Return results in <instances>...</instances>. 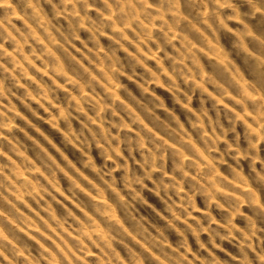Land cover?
<instances>
[{"label":"clouds","instance_id":"clouds-1","mask_svg":"<svg viewBox=\"0 0 264 264\" xmlns=\"http://www.w3.org/2000/svg\"><path fill=\"white\" fill-rule=\"evenodd\" d=\"M0 264H264V0H0Z\"/></svg>","mask_w":264,"mask_h":264},{"label":"rangeland","instance_id":"rangeland-1","mask_svg":"<svg viewBox=\"0 0 264 264\" xmlns=\"http://www.w3.org/2000/svg\"><path fill=\"white\" fill-rule=\"evenodd\" d=\"M37 38L39 39V37L37 36ZM225 39H227V37H225ZM40 44L41 46H47L46 42L43 41L42 39L40 40ZM126 52H128L129 55H134L135 53L130 50V49H125ZM48 53L50 55H53V56H56V53L55 51L53 50L52 47L48 46ZM140 54L142 56L145 57V59L147 60V64L144 63L143 60L140 61L141 65L147 69L148 71H152V69L149 67V65H152V64H155L157 62V57L160 55L158 53H153L152 56H148L146 52H144L142 49L140 50ZM9 55H13L12 53H9ZM205 55L207 56V58L209 60H216L218 61L219 63L223 64V65H227L228 63V60L226 57L223 56V53H222V50L218 51L217 53V56H212L211 54L209 53H205ZM28 59V62L29 64H31V66L37 71L39 72L41 75L45 76V78H49V74L47 72H45L43 69H41L39 67L38 64H36L35 62H33L31 60V58H27ZM57 59H59V57H57ZM23 66V65H21ZM161 67H163V62H161ZM200 67L202 68V70L204 71L205 73V76H207V68L206 66L203 64V63H200ZM25 75L27 76L28 80L32 81L34 84H38V80L35 76H33L31 74V72L28 71V69L25 67ZM56 71L58 73H62L63 72V64H61L57 69ZM166 71V74H167V70ZM153 76L155 77V80H154V85L161 88L162 90L164 91H167V92H171L170 89H167L165 88L164 86V83H163V78L158 76L155 72H152ZM57 84V87H63L58 81L56 82ZM23 86V85H22ZM119 85H116V88L119 89ZM141 87H143V85H141ZM198 87H203L202 85H198ZM109 91H111V89H109ZM144 91L145 92H148L149 91V88H144ZM209 90L207 88H205V92H208ZM115 95V93H114ZM117 99H120L119 96H117ZM213 99H217L215 96L213 97ZM33 101L35 104H38L41 106L42 108V111L44 113H48V114H51L52 112V109L53 108H58V105H56L51 99L50 97L48 96L47 94V90L45 89V95L41 98V99H36L34 96H33ZM43 101V103H42ZM221 103V105H223V101H219ZM51 104L52 105V108H49L48 105ZM185 108H188V105H184ZM60 111V119H67V113L63 110V109H59ZM38 119H41V117L38 115L37 117ZM13 126H9V128L11 129ZM48 128H51L53 129L54 131L56 132H62V129H61V126H60V122L58 120V118L53 115L52 116V119L51 120H45L44 121V124H43V127H36L34 128L32 131L28 132V136L30 137V140L31 138L33 137V133H34V136L36 138L35 142L40 144V146L44 147L46 151H49L51 153V151L53 149H55V151L59 152L60 150L58 148H56V145H55V142L51 139V137L47 134L46 130H48ZM63 135H65V137L67 138L68 134L67 133H62ZM46 141V143H45ZM29 157H30V153H26V152H19L18 154V158L14 157L13 158V161L16 162L17 159H25V160H29ZM65 159H67V156L64 157ZM31 163H35V161H30ZM41 169L39 167H36L35 170L31 173V175H29L28 172H26L23 168L19 167L17 168V173L16 175L18 176L19 179L27 182V183H30L32 184V187L33 189L35 190V192L37 194L40 193V186L37 185V184H34L32 183V180H31V176H35V175H40L41 173ZM67 174V173H66ZM69 178L71 179V177L69 176ZM59 183V182H58ZM55 192H56V195L58 197L57 199V203L59 204L62 200L65 199V194L62 190V187H58V186H55ZM68 203H72L71 201H68ZM29 207H31V205H29ZM51 214V216L53 217L54 220H57L58 221V214L55 210V208L51 207L49 208L48 210ZM197 214L198 215H201V214H204L202 210H198L197 211ZM37 215H40L39 213H37ZM115 218V217H113ZM45 223H49L47 220H44ZM49 227L51 228V230L55 233L57 232L56 228L49 223ZM39 229H37L38 231ZM65 233H67L68 235H71L70 233H68V230L67 229H64ZM58 234V233H57ZM87 234V233H86ZM89 257H92L95 255V252L93 251H89L88 253Z\"/></svg>","mask_w":264,"mask_h":264}]
</instances>
